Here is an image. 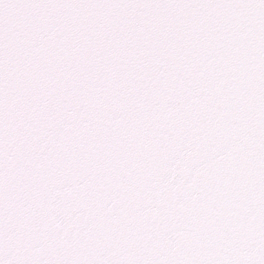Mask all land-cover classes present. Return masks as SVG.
Listing matches in <instances>:
<instances>
[{"label": "snow or ice", "instance_id": "obj_1", "mask_svg": "<svg viewBox=\"0 0 264 264\" xmlns=\"http://www.w3.org/2000/svg\"><path fill=\"white\" fill-rule=\"evenodd\" d=\"M0 264H264V0H0Z\"/></svg>", "mask_w": 264, "mask_h": 264}]
</instances>
